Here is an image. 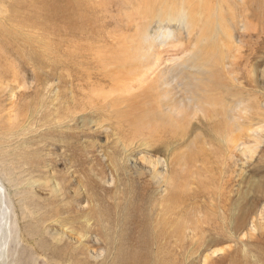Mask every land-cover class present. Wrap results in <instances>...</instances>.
Listing matches in <instances>:
<instances>
[{"label":"rangeland","instance_id":"obj_1","mask_svg":"<svg viewBox=\"0 0 264 264\" xmlns=\"http://www.w3.org/2000/svg\"><path fill=\"white\" fill-rule=\"evenodd\" d=\"M58 1L72 6L69 7V10L67 9L62 16H54L55 18H53V20L55 19V21H52V23H54L51 24L48 35L53 38L54 41H59L61 44L65 39H73L78 42L76 45L75 43L72 45L70 44L75 47L73 50L76 55L71 56L73 60H68L71 62L68 66L69 71L67 70L70 77L68 76V83L65 85L68 96L66 97L67 105H72V103H74V98L78 96L77 91L81 89H78L79 87H86V80H88L87 75L90 74L89 71L93 73L91 74V80L93 82L98 81L102 74L103 83L107 85L105 87L106 89L103 90L104 93H109L112 96L122 99L130 95V93L132 95L139 93L140 83H145L146 86L153 83L154 96L162 102L164 97L162 95V86L159 87V85L162 84L161 82H166L165 86L172 87V84L176 87L178 95L176 94L175 97L179 102L177 104L183 107L182 110H184L183 113L185 116L188 115L184 120L181 117L180 119H176L177 115L170 112L174 123V129H180V127L186 125L189 126L190 129H192V136L190 137L192 141L181 140L180 147L178 144L177 147H173V145H169L168 143H158L162 139L163 141L175 139L176 136L171 134L168 128H166L170 119L154 120L150 128L155 132L154 135H162V138H159L160 140L158 142H154L151 147L141 145L140 138H131L135 131L138 132V130H143L141 128H127V130L121 132L123 135L121 136L116 124H114V122H116L115 120L106 121L104 123L101 121V126L97 124V127L99 126L98 128L96 127V123L93 124V122L83 124L80 121H76L72 124L74 129L68 128V131H78L77 133L80 135V138L78 136L70 139L71 144H74L77 151H67L66 155L68 156L63 157L60 151V149H63L62 145H56V143H53L55 141H46L47 139L43 138V135L40 136V133H42L41 131H46L47 129V127H45L46 124H44L41 118L40 112L46 108H48L46 110L49 111V104H45L44 108L43 105L40 104L41 101H44V98H47V94L43 92L44 89H40V86H38L36 82V67L33 68V65L30 64L21 65L18 60H14V57L10 55V60L13 59V63L8 64L7 67H4L3 64L0 66V71H5L6 73L3 77L0 75V140H2V142L4 141L2 146L3 149L13 155V142H11L12 144L10 143L11 139H9L8 130H11V126L17 127V129L14 130L23 132L22 137L20 136L22 133L18 132L21 138L27 135L26 138L21 139L26 143H24L25 145L23 144V146L21 145L19 150L26 151L29 159H31L33 155L36 156V154H32L30 150L43 149L42 158H48L52 161L51 170L56 171L54 176H58L59 178L61 175L67 176L78 168L81 175L84 173L85 182H87L88 179L91 181L93 180V196L94 199L97 198L96 202L91 203L88 198H91L92 192L88 190L86 194L88 198L85 201L86 211L92 206H99L98 209L103 210L112 207L111 218L112 220L114 219V227L108 231L112 239L116 237L115 245H117L116 242L118 238L120 237L121 239L120 234L125 232L132 236V245L136 248L140 247L143 239H147L149 241L146 247L148 252V264H152L155 259L153 264H264V0H201L202 2L199 0H168L167 2L158 1L160 2L158 5L157 2H155L152 5L153 8L151 5H148L149 8L144 2L139 3L135 0L134 2L133 0ZM104 1L106 3H103ZM165 3L173 5L170 6L172 9L168 4L166 7ZM190 3H193L191 4L192 8L188 5ZM181 4H183V6ZM186 7L191 8L188 15L193 18L196 16L199 22L195 31L191 32V34L188 33L184 25L182 26L176 21L170 22L165 20L160 23L157 19L156 12L159 10L168 13L171 9L174 11L171 12L176 14V12L179 13L182 8L187 12L185 9ZM201 7L203 8L199 11L198 9ZM213 8L221 12H217L219 15H217L218 18L214 17L215 19H212L213 16L209 15ZM2 10L3 15L7 16L9 19L10 14L6 11L5 6H3ZM153 11L155 13L152 15ZM4 13H6V15ZM206 14L207 16H205ZM232 14H246V18L243 17V20L247 28L241 27L240 23H242V21L240 19H235V22L233 20L234 18H230L227 21ZM67 15L71 18L73 17L71 26L66 23L68 18ZM149 15H151L152 18ZM220 15L223 16V19ZM108 16H110L109 19ZM105 18L107 19L105 20ZM221 19L224 20V24L222 21H219ZM205 20L208 22H204ZM213 21H216V23ZM14 24L15 22L11 23L10 20L9 22L7 21L8 27L10 29L12 28L13 31H15ZM181 26L184 28L182 29ZM214 26L216 27L214 28ZM202 32L203 34H201ZM131 33H139V36L144 35V41L141 38L143 42L138 46L139 50L135 49V46H132L134 50L137 52L139 51L138 53H140V56L146 55L149 57L151 55L154 56L153 59H156H154L151 65L146 66V56L137 59L138 62H135V57L132 58L128 56L130 57L129 59L132 58V60H134L133 63L131 62L132 60L127 58L130 62L128 63L129 67L131 66L133 69L127 67V70H131L130 76L126 75L123 76V78L128 77L129 79L127 78L125 80L121 77L122 80L118 78L116 81L113 78L114 76L116 78L118 76L117 69L119 68L116 66L117 64L106 66L108 68L99 66L98 61L96 62L95 60V56L98 58L99 54L105 52L108 54L111 53V55H118L122 52L120 54L121 56L119 55L118 57H127L128 52H123L118 46L120 45L128 49V45L122 44V46L121 43L127 40L130 42L134 39L136 42L139 41L138 39L140 38H135ZM54 34H58V36H54ZM109 34H111V36H109ZM120 34L122 38L118 43H121L116 45L115 42L117 38H120ZM122 34H126V38L124 35L123 37ZM65 36L67 37L65 38ZM7 39L11 43L12 39L10 35ZM135 40L133 41L134 44H136ZM206 41L208 42L206 43ZM152 42L154 45L151 46L150 44H152ZM93 43H95L94 49ZM143 43L146 45L145 48L143 47L141 50V44ZM65 45L69 44L65 43ZM88 45L92 46L90 47ZM148 46L150 48L149 50H147ZM65 47L66 46L62 45L61 48ZM91 48L94 51H92ZM109 48H111V50ZM128 50L132 51L131 49ZM79 51L81 52L80 54ZM223 56L226 58L224 59ZM235 57H237V59ZM119 58L116 57V59ZM228 58L229 60H231V58L234 60L229 61ZM84 60H90L93 63L86 65L83 63ZM157 60L158 63L156 62ZM121 61L124 62L125 60L121 59ZM203 62H207L204 69L216 72V78H225L231 84L233 83L232 86L242 91L245 97L244 102H239L235 105L232 104V101L235 100L231 98V96H227L229 97L228 100H226L227 105H224L226 103H215L213 105L214 109L223 110L226 107L233 108L231 118L227 119L224 116H217V119L214 121L215 124L212 120L210 121L205 117V113L202 110L194 108L196 105L195 100L191 98L193 95L189 94L190 92L188 91V95L187 92L181 93L184 89L181 88V86H177L182 81L181 76H195L193 65L197 63L203 64ZM231 62L234 64L232 65ZM77 63L78 65L80 64L81 68L86 69V75L84 77L81 75L77 77L78 74L72 71V67L77 66ZM236 64H238L240 69L237 68L238 66ZM224 65H226V67ZM145 67L146 71L144 70L145 72L141 73L139 69ZM232 67H234V69ZM110 70L112 72H110ZM135 70L137 73H135ZM237 70H239L240 73ZM217 71L220 72L218 73ZM41 72L42 75L44 73L48 75L51 73L54 74L52 77L53 83L51 82L53 88L57 90L61 87L56 81H58L61 76L60 72H62V70H51L50 68H46ZM72 74L75 78L72 77ZM106 74H111V76L106 77ZM235 75L239 76L236 77ZM213 77L214 76H212V78ZM76 78H79V80ZM233 80L235 82H233ZM127 81L130 82V84ZM80 82H82L83 85L82 83L80 84ZM76 83L77 85H75ZM120 83L123 85L122 88L120 87L122 86ZM6 85L7 87H5ZM122 89H125V91ZM179 89L182 90L179 91ZM217 90L223 89L219 88ZM217 90L216 92H218ZM88 91H85V93ZM185 96L189 97L191 100ZM182 97L184 99H182ZM31 100H33V102ZM184 102L189 103L186 104ZM27 108L29 110H27ZM34 109L40 111L37 112V110L35 111ZM13 112L16 114L15 116ZM18 113H20L21 116ZM189 113L191 114L189 115ZM100 114L103 113L91 115L93 117L91 119L101 120ZM37 115L40 116L38 117ZM30 116H32V118ZM221 118L225 119L218 122ZM23 124L25 127L21 129L20 127H22L21 125ZM33 124L35 125L32 126ZM238 125L241 126L239 127ZM194 127H196L197 130H194ZM137 136L139 135L137 134ZM39 143H43V146ZM17 144L19 145V142ZM53 144L55 147L52 146ZM34 146L37 147L34 148ZM162 146H165L168 151L162 152ZM47 151L52 152L51 156H47ZM71 154H76L75 158ZM11 155L8 156L10 159H13ZM86 156H88V158ZM61 157L63 159L65 158V161H61ZM111 157H118V162L121 167L118 173H112V168H110L112 167L111 163H113ZM83 159H85V161ZM40 160L41 159H38V162H40ZM74 160H76L78 165L73 168L71 161L74 163ZM152 160L166 161L164 163L166 164L167 172L165 171L164 179L161 176H158V178L155 177L154 174L147 169V167L151 165L150 162ZM32 162V165H38L37 157H34ZM135 166L140 169H136ZM34 167L37 169L38 166ZM125 168H127V172L123 173ZM49 169L50 168L46 170ZM159 169H163L162 166H160ZM41 172L42 171L36 172L33 176L34 180L41 182L39 184L37 181V190L34 189L33 192L32 190L28 193L26 192L25 196H34L35 193V195L40 196V192L38 191H42L43 193L42 181L46 180L47 172ZM73 174L76 176V173L73 172ZM24 175L23 179H26V181L22 179V175L19 178L22 183L27 182V180L32 177H29V175L26 176V174ZM72 180H74L73 177ZM25 189H27V187L22 188V190ZM12 190L14 191L15 188H12ZM18 198L19 197L16 199ZM132 209L136 211L133 216L131 215ZM128 210L131 214H129ZM155 212H158L159 215L155 214ZM123 217L125 219L124 223ZM143 218L150 223V228L148 227L146 230L143 227L144 225H142ZM151 218L157 220L153 221ZM150 221H153L152 224ZM172 225L174 230H172ZM159 229H161L162 233L160 237H156L159 236L157 235L158 232H160ZM170 229L172 230V234L177 233V235L170 234ZM122 230L124 231L123 233ZM169 230L170 232H168ZM151 231L153 233H151ZM163 231H165L166 236L163 234ZM161 235H164V238H162ZM160 244L165 249L160 248ZM155 246H157V249ZM154 251L157 252V254ZM110 256H112V254H107L103 249L101 261L104 259V262L102 261V263H108L111 258ZM163 256L165 258H163Z\"/></svg>","mask_w":264,"mask_h":264},{"label":"bare ground","instance_id":"obj_2","mask_svg":"<svg viewBox=\"0 0 264 264\" xmlns=\"http://www.w3.org/2000/svg\"><path fill=\"white\" fill-rule=\"evenodd\" d=\"M122 1H120V2H122ZM135 1H137L139 3L144 2L146 6H148V5L152 6L155 2H157V5H158V3L160 4V2H167L168 0H165V1L164 0H135ZM158 1H160V2H158ZM191 1H193V0H191ZM199 1H201V0H199ZM67 2H68V0H67ZM133 2H134V0H133ZM103 3H106V2L104 1ZM0 4H1L0 8L3 9V6H5L6 11H8L10 14L9 15L10 17L8 19L7 16L3 15V13H2L3 10L0 9V55H1L0 66L3 64L4 67H7L8 64L13 63V59L10 60V55H11L14 57V60H18V62L21 65L22 64H30V65H33V68L36 67V72H35L36 78H37L36 82H37L38 86H40V89H44L43 92H45L47 94V98L46 99L44 98V101H41L40 104L43 105V108H44L45 104H47V103L49 104V111L46 110V109H48V108H46L44 110H41V112H40L41 118L43 119L44 124H46L45 127H47L46 131H43V130L41 131L42 133H40V136L43 135V138L47 139L46 141H55L53 143H56V145L57 144L62 145L63 149H60V151L62 152L61 156H63V157L68 156V155H66L67 151H77L76 147H74V144H71L70 139L76 138L78 136L80 138V135L77 133L78 131H68V128L74 129L72 127V124H73V122H76V121H80L83 124L93 122V124L96 123V127H97V124H100L101 121L104 123L106 121L115 120L116 122H114V124H116L118 132L120 133L121 136H123L121 132L127 130V128H129V129H131V128L133 129L135 127L141 128L143 130H140V131L138 130V132L135 131L133 133L134 137L131 136V138H140L141 139V141H140L141 145L146 146V147H151V146H153L154 142H158L160 140L159 138H162V135H158V134L154 135L155 132H153V130L150 128V126L153 124L154 120L155 119H159V120L170 119V121L167 123L166 128H168V131L171 134H174V136H176V137H175V139H172V140L168 139V140L163 141V139H162L158 143H161V144L168 143L169 145H173V147H177V144H178L180 147L181 140L192 141V140H190V137L192 136V131H191L192 129H190L189 126L186 125V126L180 127V129H178V128L174 129V123L172 120V116L170 115V112H173L174 114L177 115L176 119H180V117H181L184 120L188 117V115H187L188 111L186 113L187 116H185V114L183 113L184 110H182L183 107L179 106L177 104L179 102H178V99L175 97L176 94L178 93V92H176L177 91L176 87L173 86L171 83L170 84L172 87L165 86L166 82H161L162 84L159 85V87L162 86V92H163L162 95L164 97V100L162 102L154 96L155 94H154V90H153V88H154L153 83L151 85L149 84L147 86L145 85V83H140V87H139L140 92L139 93L133 94V95L130 93V95H127L126 97H124L122 99V98H117L116 96H112L109 93H104L103 90L106 89L105 87L107 85L105 83H103L102 74H101L102 82H101V77L98 79V81L93 82L91 80V74H93V73L88 70L90 72V74L87 75L88 80H86V87L82 86L83 83L80 82V84L82 83V85H81L82 87L77 86V87H79L78 89L81 88L80 90L77 89L78 90L77 91L78 96H76V98H74V103H72V105H67V98L66 97H68V96H67V89H66L65 85H67L68 78L70 77L68 75V71H69L68 66L71 62V61L69 62L68 60H73V58H71V56L76 55L74 50H73V48H75V47L71 46V45L73 43H75V45H76V43H78V42L74 41L73 39H71V40L65 39L61 44L59 41H57V42H56V40L54 41V39L48 35V31H49V29H51V24L54 23V22L52 23V21H55V19L53 20V18H55L54 16H62L63 14H65L67 9L69 7H71L72 5L64 4L58 0H1ZM165 4H166L165 5L166 7L169 5L168 3H165ZM191 4H193V3H190L188 5H190V7L192 8ZM197 4H198V2H197ZM161 5H163V4H161ZM181 5L183 6V4H181ZM170 6H173V5H169V7ZM85 8H86V6H85ZM152 8H153V6H152ZM170 8L172 9V7H170ZM191 8H189V7L185 8L188 13L184 10V8H182V10H180V11L178 10L179 13L176 12V14L172 13L171 11H173V10H171V9L170 10L166 9V10H169L168 13L163 12L162 10H159L156 12L157 19L159 20L160 23H162L165 20H168L170 22L176 21L180 25H182V26L184 25V27L188 30V33L191 34V32L195 31V29L199 23L196 16H195L196 14L194 15L195 16L194 18L192 16L188 15L189 12L191 11ZM202 8L203 7H201L198 10L200 11V10H202ZM215 9L213 8L211 10V13L209 14V15L213 16L212 19H215L214 17L218 18L217 12H220V11H217ZM152 10H154V9H152ZM148 12H150V11H148ZM154 13L155 12L153 11L152 15ZM4 14L6 15V13H4ZM102 14L104 15L103 12H102ZM70 15H72V14H70ZM112 16H114V15H112ZM112 16H111V18H112ZM149 16L151 17V15H149ZM205 16H207V14ZM245 16H246V14H240V15L232 14L231 17L229 16L227 21L230 18H234L233 19L234 21H235V19H240L242 21V23H240L241 27L247 28L246 23L243 20V17H245ZM67 17L68 18L66 20V23L71 26L73 17L71 18L69 15H67ZM109 17L110 16H108V19H109ZM221 17L223 19V16H221ZM240 17H242V18H240ZM106 19L107 18H105V20ZM222 19L219 21L223 22L224 20H222ZM9 20L11 23L15 22V24H14L15 31H13L12 28H11L12 29L11 30L8 27L7 21L9 22ZM74 20H76V19H74ZM233 20H230V21H233ZM204 22L207 23L208 21L205 20ZM211 22H212V20H211ZM213 22L216 23V21H213ZM223 24H224V22H223ZM63 25H64V23H63ZM182 26H181V28H182ZM215 27L216 26H214V28ZM210 28H211V26H210ZM218 29H219V27H218ZM65 32H67V31H65ZM203 32H204V30H203ZM203 32L201 34H203ZM58 34L57 35L54 34V36H58ZM9 35L12 39L11 43L7 39V37ZM72 35H74V34H72ZM123 35L124 34H122V36ZM131 35L135 36V38H140V39H138L139 41L136 42V40L132 37L135 40L136 44L133 43L134 40H132L130 42H128V40L127 41L124 40L125 41L124 43H121V42L118 43V41L122 38V37H120L121 34L119 35L120 38H117V40L115 42L116 45L120 44V43H121V45L122 44H125L126 46L128 45L129 48L128 47L127 48L131 49L132 51H130L124 47H121L120 45L118 46V47H120V49H122L123 52H128V54H130V55L127 54V57L122 56L119 58L118 56L122 52L118 55L117 54L111 55V53L108 54L106 52L105 53L101 52L102 54H99L98 58L95 56V60H96V62L98 61L99 66L106 67L109 65L111 66L113 64H117L116 66H118V68H119V69H117L118 70L117 71L118 76L116 75L117 78L115 76L113 78L116 81L118 80V78H120V80H122L121 77L123 78V76H126V75L130 76L131 70L130 71L127 70V67L130 69H133V68H131V66L129 67V65H128V63H130L129 60H132V58L135 57L136 58L135 62H138L137 59H141L142 56H146V55L140 56V53H138L139 51L137 52L132 47V46H135V49L139 50L138 46H140L139 44L144 41L143 40L144 35L139 36V33H131ZM109 36H111V34H109ZM124 36L126 38V34ZM164 36H166V35H164ZM59 37H62V36H59ZM66 37L67 36H65V38ZM141 38L143 41L141 40ZM102 41H105V40H102ZM82 42H84V41H82ZM207 42L208 41H206V43ZM65 43L69 44V45H65ZM90 43H91V41H90ZM132 43H133V45H132ZM94 44L95 43L92 44L93 49H94ZM104 44H106V43H104ZM110 44H112V43H110ZM143 44H141V46H142L140 48L141 50L143 47L145 48L146 44H144V46H143ZM62 45L66 46V47L61 48ZM92 45H88V46L91 47ZM150 45L151 46L154 45L153 42ZM146 48H147V46H146ZM109 49L111 50V48H109ZM149 49L150 48L148 46L147 50H149ZM89 50H90V48H89ZM91 50H92V48H91ZM213 50H215V49H213ZM228 50H231V49H228ZM92 51H94V50H92ZM183 52H184V50H183ZM80 53L81 52L79 51V54ZM227 54H228V52H227ZM114 55L115 56L117 55L116 57L119 59H116V57ZM128 56H130L132 58L129 59L130 57H128ZM153 57L154 56H151V55L149 57L146 56V60H145L146 66L151 65L152 62L154 61V59H156V58L153 59ZM237 57H239V56H237ZM237 57H235V58L237 59ZM225 58L226 57H224V59ZM121 59L125 60V61L123 62V61H121ZM228 60H229V58H228ZM231 60H234V59L231 58ZM231 60H229V61H231ZM224 61H226V60H224ZM229 61H228V63H229ZM131 62L134 63V60H132ZM156 62L158 63V60ZM156 62H154V63H156ZM83 63L86 65H90L93 62L90 60H84ZM206 63L207 62H203V64L197 63V64L193 65V69L195 71V76H193V77L192 76L190 77L189 75L181 76L182 81L177 86H181V88L184 89V91H181V93L182 92L185 93L187 91L190 92L189 94L193 95L191 98L193 100H195L196 107H194V108H197L198 110H202L205 113L204 114L205 117L210 121L212 120L213 123L215 124L214 121L217 119V116H220V117L224 116L225 118L229 119L232 116L231 114H233L232 113L233 112L232 107H226L223 110L222 109L221 110L214 109L213 105L215 103H226L227 102L226 100H228V98H229L227 96H231V98H234V100H235V101H232V104L235 105V104H238L239 102H244L245 97H244V94L242 93V91H240L239 89L234 88V86H232L233 83L231 84L225 78H216L215 77L216 72H214L212 70L204 69V66L207 65ZM224 64H226V63H224ZM231 64H232V62H231ZM208 65H209V63H208ZM236 65L238 66V64H236ZM221 66H223V65H221ZM224 66L226 67V65H224ZM139 67H141V66H139ZM225 67H223V68H225ZM46 68L47 69L50 68L51 70H57V69L62 70V72H60L61 76L59 77L58 81H56V83L58 82L61 85V87H59L57 90L54 89L52 86V83H53L52 77L54 76V74L51 73L50 75H48V74L44 73L42 75L41 71L46 69ZM106 68H108V67H106ZM232 68L234 69V67H232ZM237 68L240 69L239 66ZM145 69H146V67L139 69V71L142 73V72L146 71ZM172 69H174V68H172ZM85 70L86 69L81 68L80 64L78 65V63H77V66L72 67V71L75 74H78L77 77L80 75L82 77H84L86 75ZM66 71H67V73H66ZM228 71H229V69H228ZM228 71H227V73H228ZM237 71L239 72V70H237ZM110 72H112V71L110 70ZM232 72H234V71H232ZM238 72H237V74H238ZM135 73H137V71ZM5 74H6L5 71L4 72L0 71V75L2 77ZM229 75H234V74H229ZM105 76L110 77L111 74H106ZM212 76H214V77L212 78ZM238 76H236V77H238ZM72 77H74L73 74H72ZM127 78L128 77H125L123 79L126 80ZM76 79L79 80V78H76ZM17 80H19V79H17ZM123 82H122V84H123ZM127 82H126V84H127ZM233 82H235V81L233 80ZM128 83L130 84V82H128ZM75 85H77V83ZM96 85H98V86H96ZM124 86H125V84H124ZM5 87H7V85ZM120 87L122 88L123 85ZM219 88H222L223 90L218 91L217 89H219ZM115 90H116V88H115ZM122 90L125 91V89H122ZM180 90H182V89H179V91ZM216 90L218 92H216ZM85 91H88V92L85 93ZM68 92H69V90H68ZM188 92H187V95H188ZM127 94H128V92H127ZM184 95H186V94H184ZM31 97H32V95H31ZM185 97H187V96H185ZM187 98H189V97H187ZM182 99H184V98L182 97ZM31 101L33 102V100H31ZM185 101H186V99H185ZM32 102H31V104H32ZM181 102H182V100H181ZM184 103H186V102H184ZM187 103H189V102H187ZM190 103H191V101H190ZM224 105H227V103ZM36 106H37V103H36ZM191 106H193V105H191ZM247 107H248V105H247ZM22 108H23V106H22ZM259 108H260V106H259ZM27 110H29V109L27 108ZM36 110H37V112L40 111L38 109H36ZM190 110H191V108H190ZM195 112H196V110H195ZM99 113H103V114L99 115L101 120L98 121L95 119L94 120L91 119V118H93L91 115H93V114L98 115ZM18 114L20 115V113H18ZM18 114H17V118L19 117ZM104 114H105V117H104ZM190 114L191 113H189V115ZM15 115L16 114L14 113V116ZM86 116H90V117H86ZM30 117L32 118V116H30ZM225 118L219 119L218 122H220L221 120H223ZM18 120H19V118H18ZM27 120H28V118H27ZM147 122H149V123H147ZM34 125L35 124H33L32 126H34ZM21 126H22V127H20L21 129H23L25 127L24 124ZM32 126H31V128H32ZM100 126H101V124H100ZM28 127H29V125H28ZM194 128H195L194 130H197L196 127H194ZM14 129H17V127L11 126V130H8L9 131V133H8L9 139H11L10 143L13 142V145H12L13 155H11V153L8 152L7 150L3 149L2 146H3L4 141L2 142V140H0V157H1L0 158V163H1V175H0V264H103L102 261L104 259L101 261V259H102L101 257L103 256V249L107 254H110V255L112 254V256H110L111 257L110 260L106 264H148V252H147L146 247H147L149 241L147 239L142 238L143 239L142 244L140 245V247L136 248L132 245V242H133L132 236L126 232L123 233L124 231L122 230L123 234H120L121 239L119 237L118 241L116 242L117 245H115L116 237H115V239H112L111 238L112 236H110L111 234L108 231L109 229H112L114 227L113 226V220L114 219L112 220V218H111V208L112 207H108L106 210H103V209H98L99 206H94V207L92 206V207H90V209L88 211H86L85 201L88 198V197H86L88 190L92 192L91 198H88V200H90L91 203L97 201L96 200L97 198L94 199V196H93V192H94L93 191V184H92L93 180L91 181L87 178L88 181L85 182V179L83 176L84 173L81 175V173L79 172L80 170L78 168L76 169V171H73L74 173H76V176H75V174H73V172L69 173L67 176L61 175L60 178L58 176H54V173H56V171L51 170L52 169L51 168V162L52 161H50L48 158H42L43 149L42 150H39V149L30 150L28 148L32 152V154L33 153L36 154V156L33 155V158L37 157V164L38 165H32L33 164V162H32L33 158H31L32 160L29 159V156L26 154V151H20L19 150L20 146L21 145L23 146V144L26 143L25 141H23L21 139L26 138L27 135H25L24 138H21L23 136V132L22 131H16ZM88 129H89V127H88ZM224 129H226V128H224ZM18 130H19V128H18ZM157 131H159V130H157ZM18 132L22 133V135H20L21 137L19 136ZM38 132H39V130H38ZM80 132H81V130H80ZM196 133H197V131H196ZM137 134L139 136H137ZM142 134H143V136H142ZM37 139H39V138H37ZM18 142H19V145L17 144ZM39 144H41V146H43L42 145L43 143H39ZM52 146L55 147L54 144ZM30 147H31V144H30ZM35 147H37V146H34V148ZM19 151H20V153H19ZM79 151H80V149H79ZM164 151H168V150L166 149L165 146H162V152H164ZM51 154H52V152L49 151L47 153V156H51ZM8 155H11L13 157V159H10ZM71 155L74 158L76 156V154H71ZM86 157L88 158V156H86ZM38 159H41L40 162H38ZM14 160H15V162H14ZM63 160L65 161V158L61 159V161H63ZM67 160H70V159H67ZM76 160L78 161L77 158H76ZM76 160H74V163H73V161H71L73 168L78 165ZM83 160L85 161V159H83ZM111 161L113 162V163H111L112 167H110V166L109 167L112 168L111 169L112 173H114V172L118 173L119 170L121 169L120 164L118 162V157L117 158L111 157ZM43 162H44V165H43ZM164 162H166V161L165 160H158V161L152 160L150 162L151 165L148 166L147 169L152 174H154L155 177L158 178V176H161L164 179V174L167 172L166 171V164ZM34 166H38L37 169ZM160 166H162L163 169L160 170L159 169ZM90 167H92V166H90ZM48 168H50V169L46 170ZM135 168L140 169L136 166H135ZM39 171H42L43 173L45 171L47 172L46 180L42 181V184H43L42 189L45 191V192L43 191L44 194L42 193V191H38V192H40L39 193L40 196L35 195L36 193L34 194V196H25L26 192L28 193L31 190L33 192L34 189L37 190L36 185H37L38 180H34L33 176H34V173L39 172ZM96 172H98V171H96ZM126 172H127V168L124 169L123 173H126ZM24 174H26V176L29 175V177L30 176H32V177L30 179H28L29 181L27 180V182L22 183V182H20L19 178L22 175V179H23V176H25ZM70 175H71V177H70ZM72 177L74 178V180H72ZM23 180L26 181V179H23ZM38 183L40 184L41 182L38 181ZM23 187H27V189L22 190ZM12 188H15V190L13 191ZM172 194H173V192H172ZM16 196L19 198L16 199L17 198ZM129 210H128V212H129ZM134 210L135 209H132V214L130 212H129V214H131L133 216L136 213V211H134ZM133 211H134V213H133ZM155 214H158V212H155ZM158 215H157V217H158ZM154 217H155V215H154ZM155 220H157V219H155ZM155 220H153V221H155ZM115 221H114V224H115ZM124 221H125V219L123 217V223H124ZM136 222H137V220H136ZM152 222H151V224H152ZM149 224L150 223L148 222V220L143 218V224L142 225H144L143 227L145 230L148 227L150 228ZM119 227H120V225H119ZM163 227H165V226H163ZM172 228H173V225H172ZM122 229H123V227H122ZM170 230L168 232H170ZM172 230H174V228ZM172 230H171L170 234H172ZM159 231L160 232L157 231L158 234L156 232V234L159 235L156 237H160V234L162 233L161 229H159ZM165 231H163L164 235H165ZM151 233H153V232L151 231ZM174 235H177V233ZM146 236H147V234H146ZM146 236H143V237H146ZM163 236L161 235L162 238H164ZM168 236H169V234H168ZM159 240H160V238H159ZM162 240H164V239H162ZM157 241H158V238H157ZM135 245H137V244H135ZM161 246H160V248H163V246L162 247ZM155 247L157 249V246H155ZM163 249H165V248H163ZM155 253L157 254V252H155ZM163 258H165V257L163 256ZM105 260H106V257H105ZM155 260H154V262H155ZM159 260H161V259H159Z\"/></svg>","mask_w":264,"mask_h":264}]
</instances>
